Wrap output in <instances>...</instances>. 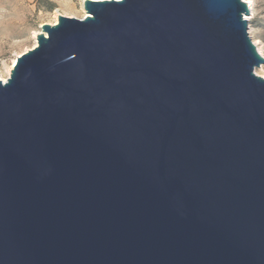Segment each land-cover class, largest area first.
I'll return each mask as SVG.
<instances>
[{"label":"water","instance_id":"95a60500","mask_svg":"<svg viewBox=\"0 0 264 264\" xmlns=\"http://www.w3.org/2000/svg\"><path fill=\"white\" fill-rule=\"evenodd\" d=\"M82 7L0 81V264H264L247 4Z\"/></svg>","mask_w":264,"mask_h":264},{"label":"rangeland","instance_id":"374dc122","mask_svg":"<svg viewBox=\"0 0 264 264\" xmlns=\"http://www.w3.org/2000/svg\"><path fill=\"white\" fill-rule=\"evenodd\" d=\"M83 0H0V78L18 56L34 47L42 24H54L59 15L81 19ZM248 34L264 58V0H250ZM264 78V65L255 70Z\"/></svg>","mask_w":264,"mask_h":264},{"label":"bare ground","instance_id":"6f19581e","mask_svg":"<svg viewBox=\"0 0 264 264\" xmlns=\"http://www.w3.org/2000/svg\"><path fill=\"white\" fill-rule=\"evenodd\" d=\"M93 1H104V0H93ZM115 1H120V0H115ZM247 3H248V7H249V9H250L251 3H249V2H247ZM85 15H86V14H84L82 18H84ZM39 32H40V31H39ZM39 32H37L35 35L39 34ZM35 45H36V42H35L34 46H35ZM254 45H255V43H254ZM255 46H256V45H255ZM257 51H258V53L263 57V55L261 54V52H259V50H257ZM15 60H16V59L13 60V62H12V66H11L10 69L8 70L9 73H10L11 68H12V67L14 66V64H15ZM0 81H1L2 83H4L6 80L3 79V78H0Z\"/></svg>","mask_w":264,"mask_h":264},{"label":"built area","instance_id":"2783aa9c","mask_svg":"<svg viewBox=\"0 0 264 264\" xmlns=\"http://www.w3.org/2000/svg\"><path fill=\"white\" fill-rule=\"evenodd\" d=\"M245 4H247V6H248V3L247 2H249L250 3V0H242Z\"/></svg>","mask_w":264,"mask_h":264}]
</instances>
